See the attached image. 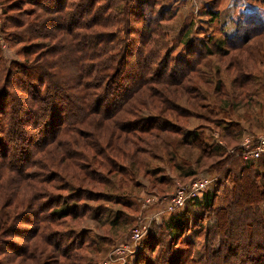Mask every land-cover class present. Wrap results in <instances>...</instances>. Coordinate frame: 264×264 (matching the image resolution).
Here are the masks:
<instances>
[{
	"label": "trees",
	"instance_id": "trees-1",
	"mask_svg": "<svg viewBox=\"0 0 264 264\" xmlns=\"http://www.w3.org/2000/svg\"><path fill=\"white\" fill-rule=\"evenodd\" d=\"M25 2L31 4L32 8L21 10L15 18L9 17L14 29L11 36L16 45L21 44L18 54L22 59L7 63L0 58V61L3 60L0 62V188L4 186L8 188L9 192L3 196H12L14 205L10 207L14 211L17 208L20 210L24 204L35 206L33 226L35 230L30 237L31 248L35 252L30 253L28 246L19 248V245L10 241L16 232L14 221L18 220L17 217L15 219L13 217L18 213L15 211L11 217L0 211V254L7 256V252H14L10 259L4 257L5 262L0 259V264H40L38 258H35L37 254L42 257L50 256L49 262L58 264L56 253L48 254L45 246L39 242L42 240L46 244V240L51 238L46 233L51 225H44L49 220L43 218L42 213L48 210L53 218H66L72 215L74 220L78 215H73L74 210L70 212L71 209L65 202L59 206L55 201L54 207L50 203H44L43 200L53 198L49 193L52 189L74 191L70 182L76 181L80 185V191L86 189L99 192L97 195L102 192H115L118 188L114 177L120 176L118 182H124L126 177L132 179L130 175L132 168L145 166L138 156L143 152L141 146L138 148L135 143L138 144L140 141L146 145L150 144L147 137L160 141V146L154 144V149L159 151L163 146L165 153H162V156L165 155L163 157L165 160L166 154L177 151L181 146L200 150L202 158L206 157L212 161L208 167L212 170H220L216 165L225 163L226 156L228 158L226 161L232 157L218 144L208 145V148L200 147V135L183 129V124L187 120H201L199 118L201 115L180 107L177 102L179 99L176 98L178 93L175 91L164 92L163 96L159 97L157 105L142 103L132 110L130 106L129 109H125L144 87L142 74L144 70H149L145 61L152 62L160 49L156 41L159 40L156 29L161 27V22L168 19L167 16L174 13V3L164 4V0L161 4L160 0H120L119 4L123 3V7L118 6L116 9L120 19L116 17L115 23L120 24L119 30L124 38L118 39L115 32L108 33L107 42L112 44L106 45L105 38L101 37L103 35L91 37V33L96 27H107L106 22L110 19L104 15L112 8L110 3L100 5L98 0H56L54 13L57 15L50 17L52 12L48 8L49 5H44L43 0ZM125 2L142 8L141 18L131 20L129 14L134 16V12L131 7L130 10L126 9ZM206 6L209 9L214 8L216 4L209 0ZM38 10L44 13L39 15ZM211 11L210 9L208 15L216 17V12ZM173 16L175 17V14ZM240 18L234 21L235 31L230 37L224 33L227 37L226 43L238 47L237 50H240L255 33L264 34V26L257 28L250 26L257 23L256 15L241 13ZM52 21L57 24L53 29L57 32L46 33L39 30L46 28L45 26L50 25ZM189 31L190 27H187L185 35ZM101 42L103 47H100ZM215 44L217 42L213 46ZM195 45V42L185 43L180 53L192 54L196 56L195 58L203 56L204 52L196 54L198 51L191 49ZM205 48L206 54L211 52L210 43H205ZM109 52L113 55H108ZM228 54L230 53H225L224 56ZM168 58L169 55L164 57L165 60L161 63L164 70L170 65ZM179 62L185 69L190 64V61L182 59ZM183 70L176 69L177 81L172 82L164 78L159 83L174 88L181 87L182 80L188 77V75L185 77V74L194 69L185 72ZM236 79L237 82L242 80L237 84L238 89H243L245 86L243 73H238ZM222 87L220 82L216 91ZM220 100L222 104L223 100ZM221 104L219 106L223 107ZM192 107L197 109L196 105L192 104ZM149 109L156 110V113H145ZM170 112L173 115L169 118ZM123 113L134 116L140 124L131 123L134 127L131 131V127L128 126L118 127L120 124L117 125L116 118ZM112 119L115 122L111 121L107 127L101 126L103 120L108 122ZM222 122L216 126L222 136L228 140L240 139L238 136L240 131H231L232 125H229L230 123L223 125ZM86 125L99 128L96 135L98 144H90L89 149L78 137L67 142L62 140L69 132L73 134V130L77 132ZM103 127L108 128V131H101ZM117 128L120 134L117 133ZM132 131L142 133L138 136L140 138L138 141L134 140ZM108 134L114 136L115 140L112 141ZM170 135L176 136L173 137L175 139ZM102 140L105 142L102 143ZM74 143H77L81 150L78 155L85 162L89 161L85 163L86 165L73 161V158L72 160L66 158L62 145ZM128 146L133 148L132 153L127 152ZM36 155H40L42 159L33 163ZM202 158L198 157L199 163L202 162ZM125 159H129L131 169H118L119 162ZM32 163L37 168L47 167L49 172L28 173L27 169ZM238 164L241 166L236 172ZM233 165L234 168H231ZM96 167L101 168L106 175L96 174L94 171L98 170ZM177 170L180 171L181 167L177 166ZM225 171L226 174H221V178L231 185L226 191L223 190L220 205L214 207L217 192L210 189L204 192L201 198L190 199L182 209L166 215L167 218L160 227L170 245L164 252L170 256L161 264H264V214L260 207V203L264 202V156L251 162L244 161L238 156L230 162ZM193 175V172L186 173L187 178ZM261 179L263 180L258 184L257 180ZM11 180H14L13 184L9 183ZM30 180L37 181V184H31ZM159 182L166 186L170 185L163 179ZM9 185H13V188L10 189ZM92 194L91 192L86 194L87 201L95 199ZM1 196L2 194L0 199ZM123 196L126 197L127 194ZM44 204L47 207L43 206ZM201 211L209 212L212 215L211 219L209 218L203 230L191 239L192 227H202L199 223L193 224L196 219L201 218L199 216ZM23 220L25 221V218ZM114 222L116 221L113 220L112 224ZM152 235L151 231L142 240V242L145 240L142 252L146 253L144 258L153 261L155 254L160 250V245H152L154 242ZM83 244L77 241L73 244L72 241L67 249L63 248L64 251L59 249L61 243L54 245L57 247V255L64 260L62 264H74L72 263L74 257L69 249H72L71 246L81 249ZM142 259H136L135 264H144L139 261Z\"/></svg>",
	"mask_w": 264,
	"mask_h": 264
},
{
	"label": "rangeland",
	"instance_id": "rangeland-1",
	"mask_svg": "<svg viewBox=\"0 0 264 264\" xmlns=\"http://www.w3.org/2000/svg\"><path fill=\"white\" fill-rule=\"evenodd\" d=\"M55 1L56 0H43L44 5H49L48 8H50L49 10L52 12L50 17H55V15H57L54 13ZM211 1H213L216 6L208 9L206 4L209 0H164V4L170 5V3H174V13L167 16L168 19L161 22V27L156 29V31H158L157 37L159 38V40L156 41L160 45V49L157 51V56L152 62L145 61L149 70H144L142 74V80L144 79L142 85H144V87L136 94L135 98L128 103L125 109H129L130 106L132 110L137 106L139 107L142 103L146 105H150L149 103L157 105L159 97L163 96L164 92L171 90L175 91L178 93L176 98L179 99L177 102L180 104V107L186 110L190 109V111H196L201 115V117H199L201 120H187L184 123L185 125L183 124V129L186 131H194L200 135V147L208 148V145H221L226 149V153L232 158L226 161L228 159L226 156L224 158L225 163L216 165V168L220 170H212L208 168L209 163L212 161L209 159L207 160L206 157L202 158V152L200 150L179 146L180 148L177 150L178 152L175 150L169 155L166 154L167 160H165L163 158L165 155L162 156V153H165L164 147L162 146L159 151L154 149V144L160 146V141L150 140L152 138L147 137L150 144H143L138 141L140 139L138 136L142 135V133L132 131L131 134H134V140L138 139L137 141L139 142L138 144L137 142L135 143L136 147L138 146L139 148L141 146L140 149L143 151L141 153L142 155L138 154V156L140 162L145 164V166L131 169L129 159H125L117 165L118 169L126 170L127 168H130L132 179L126 177L124 182H118L120 176L114 177V179L117 180L116 184L118 189L112 193L100 191L102 193L99 195L96 194L99 192H93L91 190L85 189L80 191V185H78L76 181L70 182L73 185V188L71 189L74 191L66 192L63 190L52 189L49 193L52 194L51 197L53 198L43 200L44 203H50L52 207L55 206V201L59 203V206H62L65 202L69 209H71L70 212L74 210L73 215H78V218L74 220L72 215L66 218H53L54 216L50 215L48 210H45V212L42 213V217L49 220L44 225H51L50 229L46 232L51 238L50 240H46V244L42 240H39V242L45 246V251L48 254L53 253L55 255L56 253L55 256L58 258V264H62L64 260L57 255V247L54 244L59 245L61 243L59 249L64 251V249L69 247L72 241L73 244L74 241H77V243L80 242V244L84 243L81 246V249H77L75 246H71L72 249H69L74 257L72 263L104 264L107 261L108 256L117 247L128 244L131 248L133 243L129 238L131 232L135 229L143 230L142 234L144 235L142 240L152 231L153 235L151 238L154 237L152 245H160V250L155 254L156 257L153 261L144 258V254L146 253L142 252V246L145 240L143 242L141 240V242L137 243L139 244L137 250H129L130 253L125 251L124 254L120 256V259L122 258V260L119 261L120 259H116L113 264H135L136 259L139 258H143L139 261H142L144 264L147 262H150L151 264H161L162 261H166L170 256L164 252L165 250H168L170 245H168V239L166 240L167 237L163 234L162 227H160L163 220L167 218V213L164 212L163 209L170 194L176 188L186 186L194 178L206 177L212 181L211 184L214 182L210 189L217 192V198L214 201V207H217L221 204L223 190L225 189L226 191V188H229L231 185L230 182L221 178V174H226L225 169L230 162L238 156L248 162L257 161L260 157L264 156L263 153L258 155L257 158H245L241 149L242 143L246 139L250 141L253 140L255 143L259 138L264 137V34L258 32L253 36H250L240 50H237L236 48L238 47L236 46H230L229 42L226 43L227 37H230L234 33V21L240 18L241 13H251L258 17L257 23L253 22L255 25L250 24V26L256 28L264 26V0ZM161 2H163V0H160L159 4H161ZM98 3L100 5L106 3L111 4L112 8L104 15L110 20H107L106 22L107 27H96V29H92L91 37H99L103 35L101 37L105 38L106 45L112 44L107 42L106 37L108 33L115 32L118 39H123L124 35L119 30L121 26L120 24L115 23L116 17H119L116 9L119 8L118 6L122 8L123 3L119 4L120 0H98ZM125 4L127 5V10H130L131 7L134 12V16L129 14L131 20L141 18V14H143L142 8L131 4V2H125ZM96 6L99 5L96 4ZM9 7H11L10 10H8ZM16 7L20 8V10ZM30 8H32V5L26 4L25 0H0V58H3L7 63L12 60L22 59V56H19L18 54L21 44L16 45L11 36L14 33V29L11 26L9 17L15 18L17 17L16 15H18V12H21V10H29ZM210 9L212 10L211 12H216V17L213 18L208 15ZM43 13L44 12L38 10L39 15H42ZM174 14L175 17L173 16ZM53 20H55V18ZM55 25L57 24L52 21L50 25L45 26L46 28H39V30H42L43 32L45 31L46 33H54L57 32V30L53 31ZM187 27H190V31L185 35L184 32ZM224 33H226L227 37ZM188 42H195L196 45L191 49L198 51L196 54H202L204 52L203 56L200 55L199 58H195L196 56H193L192 54H181L180 51H182L185 43ZM216 42L217 44L213 46ZM102 43L103 42L100 43V47H103ZM205 43H210L211 45V52L208 54H206L207 48H205ZM95 44L97 45V42H95ZM228 52L230 54L224 56V54ZM108 55H113V53L109 52ZM167 55H169L168 62L170 65L164 70L161 63L165 60L164 57L166 58ZM64 59H66V56ZM181 59L190 61V64L186 69L184 65L181 66L179 64ZM197 60L199 61L197 62ZM231 63L235 64L232 66L230 65ZM174 64L175 66H173ZM93 65H95V63ZM177 68L178 70L185 69L183 70L184 72L189 71L192 68L194 69L185 74V77L187 75L188 77L182 80L181 87L174 88L159 83L164 78H168L172 82L177 81ZM173 72H175V74H173ZM238 73H243L245 76V81L243 82L245 86L243 89H238L237 84L242 80H239L238 82L237 79L235 80ZM2 79L3 77L1 80ZM220 82L223 87L221 90L216 91V87ZM220 99L223 100V107L219 106L221 104ZM192 104L193 106L196 105L197 109L196 107H192ZM145 113H156V110L149 109V111H145ZM169 114L170 116L168 117H172L173 113L170 112ZM118 117L116 118V123L117 125L118 123L120 124L118 125L120 128L123 126H126V128L131 127V131L134 128L132 127L133 125L131 126V123L134 122V124H140V121L136 120L137 118L126 115L125 113ZM113 120L114 119L108 122L105 120L102 122L99 121L102 123L101 126L106 125L107 127L110 123L115 122ZM221 122L223 125L225 123H230L229 125H232L233 127L231 131H240L238 134L240 139L236 138L228 140L227 137L224 135L222 136L221 132L216 127L217 125H221ZM100 130L107 132L108 128L105 129V127H103V129ZM116 130L117 133L120 134L119 128ZM98 132L99 128H91L89 125H86L79 128L77 132H74L73 130V134L69 132L62 138V140L67 142V140H71V138L78 137L84 146L90 149V144L94 145L99 142L96 136ZM108 135L112 141L115 140L114 136L110 134ZM170 136L172 138L176 137L174 135ZM104 142L105 140L102 143ZM209 149L211 150L212 148L210 147ZM62 150L67 156V159L72 160L73 158V161L84 164L89 162H85L84 159L78 155L81 150L77 143L66 146L62 145ZM127 152L132 153L133 148L128 146ZM198 157L202 158V162H198ZM41 159L42 157L40 155H36L33 163ZM216 161H218L217 158ZM33 163L27 169L28 173L35 174L36 172L39 174H47L49 172L47 167L37 168L36 166H33ZM177 166L181 167L180 171L177 170ZM234 166L235 165L231 166V168H234ZM240 166V164L237 165L236 172H238V167ZM96 168L98 169L94 170L96 174H105L101 168ZM188 172H193L194 175L187 178L186 173ZM160 179H163L170 185H163L159 182ZM262 180L263 179L257 180V183L260 184V181ZM13 181L11 180L9 183L13 184ZM30 181H32L31 184H37V181L35 180ZM92 182L95 183L96 181ZM62 184L64 186V182H62ZM3 188H0V194H2V198L0 199V211L3 212L4 215H10L11 217L14 216L16 212L18 213L17 216L13 217L14 219L17 217L18 220L14 221V229L16 232L11 236L10 241L13 244L19 245V248L28 246V251L33 253L35 250H32L31 248L30 237L33 230H35V227L33 226L36 208H34L35 206L33 204H24L20 210L17 208L15 212L10 207L14 205L11 200L12 196H3V194L9 192L8 188L5 186ZM9 188H13V185H9ZM124 189H126V191H124ZM11 191L12 190H10V192ZM89 191L93 193L92 195L95 198L92 199V201L86 200V194L90 193ZM123 191L124 193H122ZM124 194H127V196L124 197ZM146 199L149 203L145 202ZM43 206L47 207L45 204ZM260 207L264 214V202L260 203ZM199 216L201 218H198ZM199 216L193 224L196 223V225H198L199 223L202 227H192L193 231L190 233L191 239L192 236H197L198 233L203 230V227L207 225L208 220L209 218L211 219L212 215L209 212L205 213L201 211ZM13 218H10V220ZM24 218L25 221L23 220ZM113 220L116 221L114 224H112ZM49 222L54 224H50ZM196 246L199 247V245ZM7 253V256H2V254H0V259H3L1 261H4V257L7 260L10 259L14 252L9 251ZM47 257L48 256L42 257V255L39 256L38 254L35 256V258H38L37 260L40 261L38 263L51 264V262H49L50 260H48L50 256Z\"/></svg>",
	"mask_w": 264,
	"mask_h": 264
},
{
	"label": "built area",
	"instance_id": "built-area-1",
	"mask_svg": "<svg viewBox=\"0 0 264 264\" xmlns=\"http://www.w3.org/2000/svg\"><path fill=\"white\" fill-rule=\"evenodd\" d=\"M246 139V138H245ZM242 154L246 157L257 158L258 155L264 153V137L259 138L255 143L248 139H246L242 143ZM212 181L208 178H194L189 184L186 186H180L176 188L170 196L166 200V204L164 206V212L173 213L179 209H182L188 200L201 198L204 192L210 190ZM146 203L149 201L146 199ZM145 228V227H144ZM143 230L135 229L131 232L130 241L133 243L131 248L128 244L121 245L117 247L107 258V261L104 264H113L116 259H120V256L124 254L125 251L130 253L131 250H137L138 242H141L144 234ZM130 250V251H129ZM122 258L119 260L121 261ZM117 261V262H119Z\"/></svg>",
	"mask_w": 264,
	"mask_h": 264
}]
</instances>
